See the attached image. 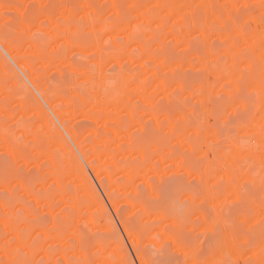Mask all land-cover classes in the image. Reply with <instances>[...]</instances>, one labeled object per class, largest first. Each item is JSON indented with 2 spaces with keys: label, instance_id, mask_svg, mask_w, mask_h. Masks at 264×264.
<instances>
[{
  "label": "rangeland",
  "instance_id": "374dc122",
  "mask_svg": "<svg viewBox=\"0 0 264 264\" xmlns=\"http://www.w3.org/2000/svg\"><path fill=\"white\" fill-rule=\"evenodd\" d=\"M0 264H264V0H0Z\"/></svg>",
  "mask_w": 264,
  "mask_h": 264
}]
</instances>
